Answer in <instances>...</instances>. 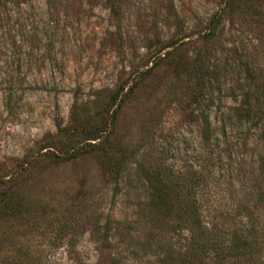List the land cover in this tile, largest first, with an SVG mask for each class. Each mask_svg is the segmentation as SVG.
<instances>
[{
    "label": "rangeland",
    "instance_id": "1",
    "mask_svg": "<svg viewBox=\"0 0 264 264\" xmlns=\"http://www.w3.org/2000/svg\"><path fill=\"white\" fill-rule=\"evenodd\" d=\"M224 3L245 4L226 9ZM161 45L168 46L156 52ZM166 50L171 55L161 58ZM196 54L202 69L218 74L211 80L212 119L231 103L229 88L243 83L236 61L264 77V0L0 6V193L11 209L0 217V264H164L162 250L145 245L144 231L132 222V190L112 197L89 140L59 136L56 125L68 126L81 105L91 114L117 86H129L144 71L112 123L113 108L104 111L107 129L126 152L141 145L173 170L185 168L198 159V127L187 110L166 105L162 95L173 78L169 58ZM54 141L82 152L54 163L37 156ZM107 216L129 222L104 225ZM232 216L236 228L240 216ZM164 238L179 246L178 234Z\"/></svg>",
    "mask_w": 264,
    "mask_h": 264
},
{
    "label": "trees",
    "instance_id": "2",
    "mask_svg": "<svg viewBox=\"0 0 264 264\" xmlns=\"http://www.w3.org/2000/svg\"><path fill=\"white\" fill-rule=\"evenodd\" d=\"M5 3L30 0H0V6ZM240 4L245 3H224V7ZM166 46H159L156 52ZM170 55L166 50L160 57ZM169 59L173 78L162 96L166 105L174 103L193 117L201 143L195 162L173 170L159 156L151 158L141 145L126 152L112 139L113 131L107 129L109 116L104 111L113 108L112 123L121 103L143 81L144 71L129 86H117L91 114H85V107L74 102V107L82 106V112L68 126L56 125L58 135L83 134L81 140H89L86 143L95 152L105 181L111 184L112 197L132 190L137 207L132 222L144 231L145 245L162 250L164 264H264L260 258L264 252V77L249 67L242 69V61H236L243 83L229 88L231 103L211 119V80L218 75L215 69H202L198 54ZM57 142L45 145L37 156L54 163L82 152L81 146L68 150ZM32 161L21 160L20 167L25 169ZM4 197L1 192L0 217L9 216L11 210ZM236 212L240 217L234 228L232 214ZM109 222L129 221L107 216L104 225ZM166 234H178L179 246L167 242Z\"/></svg>",
    "mask_w": 264,
    "mask_h": 264
}]
</instances>
